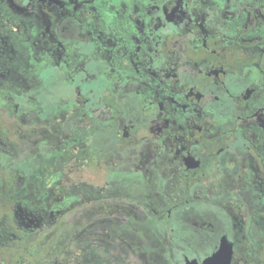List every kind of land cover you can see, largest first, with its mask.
<instances>
[{
	"label": "flooded vegetation",
	"instance_id": "obj_1",
	"mask_svg": "<svg viewBox=\"0 0 264 264\" xmlns=\"http://www.w3.org/2000/svg\"><path fill=\"white\" fill-rule=\"evenodd\" d=\"M264 264V0H0V264Z\"/></svg>",
	"mask_w": 264,
	"mask_h": 264
},
{
	"label": "water",
	"instance_id": "obj_2",
	"mask_svg": "<svg viewBox=\"0 0 264 264\" xmlns=\"http://www.w3.org/2000/svg\"><path fill=\"white\" fill-rule=\"evenodd\" d=\"M224 253H223V250H220L219 252H217L216 254H214L212 257H210L206 262L205 264H221L220 261H221V257L223 258L224 260ZM229 253L226 254V259L225 261L223 262V264H229ZM193 264V263H191Z\"/></svg>",
	"mask_w": 264,
	"mask_h": 264
}]
</instances>
